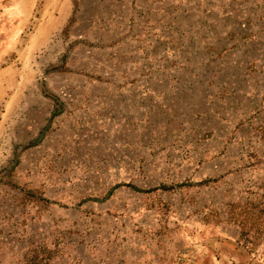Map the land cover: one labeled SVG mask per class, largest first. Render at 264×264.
I'll return each mask as SVG.
<instances>
[{"label":"rangeland","instance_id":"obj_1","mask_svg":"<svg viewBox=\"0 0 264 264\" xmlns=\"http://www.w3.org/2000/svg\"><path fill=\"white\" fill-rule=\"evenodd\" d=\"M0 71V264H264V0H0Z\"/></svg>","mask_w":264,"mask_h":264},{"label":"crops","instance_id":"obj_2","mask_svg":"<svg viewBox=\"0 0 264 264\" xmlns=\"http://www.w3.org/2000/svg\"><path fill=\"white\" fill-rule=\"evenodd\" d=\"M4 71H0V139L23 100L24 85L17 86V78L3 80Z\"/></svg>","mask_w":264,"mask_h":264},{"label":"trees","instance_id":"obj_3","mask_svg":"<svg viewBox=\"0 0 264 264\" xmlns=\"http://www.w3.org/2000/svg\"><path fill=\"white\" fill-rule=\"evenodd\" d=\"M68 25V24H67ZM55 100V99H54ZM57 103V101H55ZM44 260H46V257H43V255L34 253L31 257H29L26 261L25 264H45Z\"/></svg>","mask_w":264,"mask_h":264}]
</instances>
